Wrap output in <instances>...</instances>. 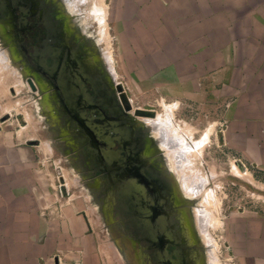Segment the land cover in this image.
Segmentation results:
<instances>
[{
	"label": "rangeland",
	"instance_id": "obj_1",
	"mask_svg": "<svg viewBox=\"0 0 264 264\" xmlns=\"http://www.w3.org/2000/svg\"><path fill=\"white\" fill-rule=\"evenodd\" d=\"M117 39L108 0H0V123L51 139L67 196L81 190L89 214L146 264H249L236 241L264 220V163L226 128L243 82L219 83V66L160 82L163 68L124 66ZM250 86L243 96L264 101V80Z\"/></svg>",
	"mask_w": 264,
	"mask_h": 264
},
{
	"label": "crops",
	"instance_id": "obj_2",
	"mask_svg": "<svg viewBox=\"0 0 264 264\" xmlns=\"http://www.w3.org/2000/svg\"><path fill=\"white\" fill-rule=\"evenodd\" d=\"M246 2L257 5L245 11ZM263 2L108 0L116 49L127 52L124 66L163 68L159 81L173 84L195 82L189 72L183 79L180 67L219 66V83L243 82V94L237 93L227 112L226 128L234 131L236 148L244 153L251 147L250 159L260 163L264 158H257L256 151L264 153L263 96L253 93L251 103L243 95L254 79L264 80V61L257 57L264 50ZM229 3L235 4L234 23L229 22ZM248 12L258 21L244 32ZM215 17L222 20L219 26ZM233 71L239 76L234 80ZM37 135L26 126L0 123V264H146L144 254H131L117 239L113 226L89 214L81 190L67 196L61 187L63 157L53 153L51 139ZM242 229L237 257L264 264V220L252 218Z\"/></svg>",
	"mask_w": 264,
	"mask_h": 264
},
{
	"label": "water",
	"instance_id": "obj_3",
	"mask_svg": "<svg viewBox=\"0 0 264 264\" xmlns=\"http://www.w3.org/2000/svg\"><path fill=\"white\" fill-rule=\"evenodd\" d=\"M137 114H147L146 112H144V111H141V110H139V111H137Z\"/></svg>",
	"mask_w": 264,
	"mask_h": 264
},
{
	"label": "bare ground",
	"instance_id": "obj_4",
	"mask_svg": "<svg viewBox=\"0 0 264 264\" xmlns=\"http://www.w3.org/2000/svg\"><path fill=\"white\" fill-rule=\"evenodd\" d=\"M99 11V10H98Z\"/></svg>",
	"mask_w": 264,
	"mask_h": 264
}]
</instances>
